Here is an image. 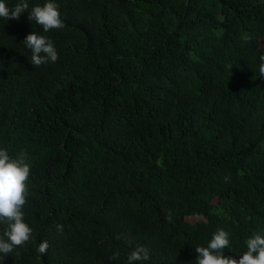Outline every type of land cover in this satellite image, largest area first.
Listing matches in <instances>:
<instances>
[{"label":"trees","instance_id":"16d2710c","mask_svg":"<svg viewBox=\"0 0 264 264\" xmlns=\"http://www.w3.org/2000/svg\"><path fill=\"white\" fill-rule=\"evenodd\" d=\"M0 264H264V0H0Z\"/></svg>","mask_w":264,"mask_h":264}]
</instances>
